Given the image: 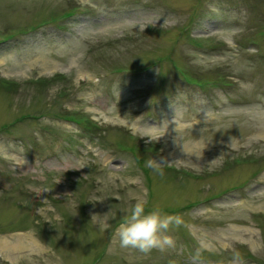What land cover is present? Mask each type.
<instances>
[{
	"label": "rangeland",
	"instance_id": "374dc122",
	"mask_svg": "<svg viewBox=\"0 0 264 264\" xmlns=\"http://www.w3.org/2000/svg\"><path fill=\"white\" fill-rule=\"evenodd\" d=\"M138 198L174 248L119 247ZM197 249L264 264V0H0V264Z\"/></svg>",
	"mask_w": 264,
	"mask_h": 264
},
{
	"label": "clouds",
	"instance_id": "9594fccd",
	"mask_svg": "<svg viewBox=\"0 0 264 264\" xmlns=\"http://www.w3.org/2000/svg\"><path fill=\"white\" fill-rule=\"evenodd\" d=\"M145 167L154 173L163 176L164 160L148 158L145 160ZM147 200L143 198L134 199L126 215L118 223L114 230V237L122 249H132L143 255H149L153 250L161 253L175 247L174 238L169 235L170 228L175 224L179 225L178 220L164 213L159 208L148 211ZM91 220L102 225L107 229L110 227L108 212L104 215L94 214ZM192 264H204L200 249L191 256ZM175 264V261H169ZM232 264H243V260L238 252H234Z\"/></svg>",
	"mask_w": 264,
	"mask_h": 264
},
{
	"label": "trees",
	"instance_id": "16d2710c",
	"mask_svg": "<svg viewBox=\"0 0 264 264\" xmlns=\"http://www.w3.org/2000/svg\"><path fill=\"white\" fill-rule=\"evenodd\" d=\"M85 127H86V128H88V129H90V130H93V129H91V128L87 127L86 125H85Z\"/></svg>",
	"mask_w": 264,
	"mask_h": 264
}]
</instances>
